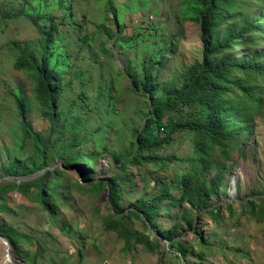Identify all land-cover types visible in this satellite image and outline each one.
<instances>
[{
	"label": "rangeland",
	"instance_id": "obj_1",
	"mask_svg": "<svg viewBox=\"0 0 264 264\" xmlns=\"http://www.w3.org/2000/svg\"><path fill=\"white\" fill-rule=\"evenodd\" d=\"M183 1L112 0L118 28L108 14L107 0H0V187L12 181L28 183L47 171L64 172L53 185L54 216L41 203L14 191L0 199L4 203L0 222L24 238L20 252L26 259L23 262L11 249L9 260L0 238L1 264H160L162 257L167 264H264V220L253 216L247 205L250 198L259 203L264 198V109L243 138L244 152L237 146L230 150L229 159L222 149L213 153L215 161L221 162L216 167L229 168L227 182L209 202L211 210L219 209L218 216L209 209L195 210L198 231L191 230L181 218L183 208L190 205L167 198L157 227L145 224L144 217L130 218L133 233L160 240L155 252L143 245L128 248L116 233L107 231L106 220L115 213L110 190L97 191L83 180L87 172H93L96 181L116 177L125 209L156 196L159 181L173 182L177 187L173 193L181 194L178 176L194 164L191 133L176 132L174 142L158 152L164 158L176 156L173 162L133 164L126 158L135 151L134 131L144 125L150 101L134 91L127 72L140 75L143 67L152 65L160 85L169 87L202 58L201 26L187 19ZM235 11L242 14L233 21L237 26L242 19L264 16V0H240ZM51 16L56 17L59 32L50 44V58L61 77L60 120L55 125L44 118L36 100L33 73L15 69L25 47L40 54L45 37L34 20L48 27ZM245 38L249 42L239 41L229 53L243 59L255 46L264 50V34ZM257 40L260 44L254 45ZM15 95L26 101L35 131L49 141L48 167L30 179L7 171L12 161L33 155ZM159 133L164 136L166 130ZM69 152L101 155L67 169ZM123 153L124 160L117 162L116 156ZM32 191L35 194L34 187ZM173 226L188 248L186 256L160 237L159 229Z\"/></svg>",
	"mask_w": 264,
	"mask_h": 264
},
{
	"label": "trees",
	"instance_id": "obj_2",
	"mask_svg": "<svg viewBox=\"0 0 264 264\" xmlns=\"http://www.w3.org/2000/svg\"><path fill=\"white\" fill-rule=\"evenodd\" d=\"M183 5L187 19L201 26V41L204 46L202 58L183 71L179 83L169 87L160 85L152 65L143 67L140 75L127 72L134 91L148 97L150 101L144 125L134 131L135 142L132 145L135 151L126 158L133 164L166 159L173 162L176 156L164 158L158 152L174 142L176 132L191 133L194 136V164L193 169L178 176L181 194L177 196L173 193L172 190L177 188L173 182L159 181L162 185L156 196L151 200L140 199L133 208L125 209L121 203V188L116 177L96 181L93 172L83 175V180L90 182L95 190L102 191L106 187L110 190L111 205L115 213L106 220L105 229L116 233L126 247L143 245L148 252H155L160 247V240L153 241L149 236L133 233L128 224L130 218L144 217L145 224L157 227V217L167 198L190 205L183 208L181 218L191 230L198 231L194 222L195 210L209 209L214 216H218L219 209L211 210L209 202L212 197L218 196L227 182L229 168L216 167L221 162L215 161L213 153L218 148L222 149L223 156L229 159L230 150L237 146L244 152L243 138L251 133L252 122L264 109V88L261 86V82H264V50L255 46L248 50L249 54L244 55L243 59L229 53L239 41L249 42L246 35L264 34V16L242 19L236 26L233 21L242 16L235 11L240 6V0H184ZM113 7L112 0H107L108 14L112 15L113 22L119 28L117 11ZM8 16L12 17L11 14ZM56 21V17L51 16L50 24L46 27L35 19L36 28L45 37L43 49L37 54L25 47L15 62L16 70L33 73L36 100L42 108L44 118L52 125L60 120L57 93L61 77L52 66L50 58V44L59 32ZM226 24H229L228 28L222 29ZM256 43L260 44L258 40L254 45ZM15 101L22 128L32 139L33 155L26 160L12 161L7 171L30 179L38 171L47 169L49 141L43 140L40 133L35 131L26 101L19 95H15ZM161 129L166 130L164 136L159 133ZM100 155L101 153H91L85 157L80 152H69L65 167L71 169L80 162L96 160ZM123 157L125 158L124 153L117 155L116 161L122 162ZM63 174L64 172L47 171L28 183L9 182L0 187V199L4 200L5 194L14 191L41 203L44 210L54 216L56 209L53 185L61 181ZM32 187L36 190L35 194ZM247 203L249 212L264 220V198H261L260 203L250 198ZM3 208L4 203H0V209ZM229 211L234 212L231 204ZM159 234L162 239L170 241L171 246L177 247L183 256L187 255L188 248L178 239L177 226L159 229ZM0 238L9 242L10 253L12 249L13 253L16 252L26 262L24 254L20 252V244L24 238L19 232L0 222ZM160 264H167L163 257Z\"/></svg>",
	"mask_w": 264,
	"mask_h": 264
},
{
	"label": "built area",
	"instance_id": "obj_3",
	"mask_svg": "<svg viewBox=\"0 0 264 264\" xmlns=\"http://www.w3.org/2000/svg\"><path fill=\"white\" fill-rule=\"evenodd\" d=\"M3 243H4V247H5V251L7 252V257L9 258L10 260V245H9V242L7 240H3Z\"/></svg>",
	"mask_w": 264,
	"mask_h": 264
}]
</instances>
